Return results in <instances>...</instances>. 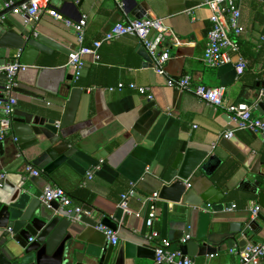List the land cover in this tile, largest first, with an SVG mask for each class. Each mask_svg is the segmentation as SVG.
Here are the masks:
<instances>
[{
    "label": "crops",
    "instance_id": "0c3cea01",
    "mask_svg": "<svg viewBox=\"0 0 264 264\" xmlns=\"http://www.w3.org/2000/svg\"><path fill=\"white\" fill-rule=\"evenodd\" d=\"M6 1L0 0V10L5 9ZM202 1L137 0L134 4L132 0H124V5L120 8L116 0H86V5L81 6H78L77 0H50V7L63 20L44 16L33 24L12 13L10 19L69 51L77 47L76 32L64 22L75 23L83 15L87 17L85 46H91L94 41L100 40L116 23L136 19L138 15L163 20L171 32L170 39H166L163 44L169 54L164 76L156 74L151 64H144L145 60L138 52L140 44L132 36H122L110 43H103L98 50V60L91 56L83 58L84 65L79 75L81 86L77 88L84 93L79 99L73 124L62 131L64 136H70L71 144L83 153L90 156L104 153L100 159L102 163L100 160L98 163L100 168L93 171V178L82 186V181L93 166L82 163L87 168L84 173L62 165L49 177L41 175L31 189L34 191L40 188L42 191L45 185H56L67 194L81 189L92 196V202L82 203L71 199V205L63 209L91 206L98 212H92L90 216L100 222L104 216L114 220L116 210L121 208L120 196L134 184L136 196L129 198V212L123 211L124 218L116 231L118 244L115 248H118L133 236L141 234L149 237L150 232L159 233L164 201L156 200L153 203L146 198L158 193L160 179L167 171L171 158L186 143L188 148L208 153L204 169L197 170L188 181L190 187L201 190L213 185L222 194L219 202L221 208L231 204L236 206L235 210L229 212L211 211L206 208L205 203L199 208L200 211L211 214L207 234L217 243V252L208 257H195L193 262L234 264L238 262L235 252L241 236L236 235L233 250L227 248L225 237L231 234V229L241 227L242 232L248 230L247 244L264 242V218L254 221L250 219V209L259 206L258 192H264V142L260 133H255L252 137L248 131L235 129L224 117L223 108L231 103L252 104L256 100L260 88L258 80L264 71V44L260 41L264 33V0H241L238 4L239 23L243 26L244 33L234 39L238 43V55L246 61L245 69L240 75L235 69L237 55L232 56L231 63L218 68H209L204 64L203 54L211 27V13L207 7L200 6ZM187 10H191L190 15ZM174 38L179 41L178 45L174 44ZM16 51L0 48V65L3 60L9 62ZM67 57L54 50L51 56L43 55L38 65L59 67L66 64ZM67 70L72 74L69 68ZM186 75L190 76L193 85L223 88L222 107L212 108L191 93L178 92L167 85V79H179ZM118 83L125 86L121 91L107 90L116 87ZM128 83L148 86L153 98L148 100L129 90L126 87ZM2 88L3 84L0 82V95ZM20 88L31 90L23 84ZM35 92L42 99L16 93L15 109L24 110L28 103L36 102L43 111L50 113L49 117L55 119L56 124L60 122L67 100L56 102L51 94ZM253 115L258 117L261 113L256 110ZM249 154H257L260 158L258 174H252L251 168L244 167ZM35 156L33 149L21 152L12 133L0 143V174L4 175L0 179V195L16 193L22 185L25 188L31 186L29 178L32 176L24 171V166L32 164ZM232 165L236 169L225 183L214 179V175L222 167ZM167 204L169 208L175 207L171 202ZM152 206L155 207V215L149 227L147 220ZM190 224L187 221V230L190 229ZM197 227L196 223V230ZM71 232V248L79 254L81 263L98 264L95 254H99L108 245L104 233L84 224L75 226ZM153 241L159 243L161 240L158 236ZM2 242L3 240L0 241V253L5 254ZM249 264L262 263L259 259H254Z\"/></svg>",
    "mask_w": 264,
    "mask_h": 264
},
{
    "label": "water",
    "instance_id": "95a60500",
    "mask_svg": "<svg viewBox=\"0 0 264 264\" xmlns=\"http://www.w3.org/2000/svg\"><path fill=\"white\" fill-rule=\"evenodd\" d=\"M29 1L31 0H18L13 6L0 10V48L21 51L20 63L25 68L18 72L16 79L31 89L29 91L19 87L15 91L35 99H42L35 92L42 91L53 95L56 102L62 99L67 101L59 125L55 119L49 117L50 113L43 111L36 102L28 103L24 110L15 109L12 115V135L16 138L15 143L21 152L35 150L36 156L32 164L41 171L42 176L49 177L62 165L85 173L87 168L81 164L95 167L104 153L93 156L83 153L71 144L70 136H64L62 131L73 124L79 99L84 91L73 87V77L64 65H38L43 55L51 56L55 50L68 56L69 50L42 34L35 33L33 29L11 21L14 20L10 19L12 10ZM77 1L78 6L86 5V0ZM132 1L137 3V0ZM143 15L136 18H142ZM138 52L145 60V65L151 64L152 60L142 45H139ZM1 64H6V61L3 60ZM5 81L6 77L0 74V82L4 84ZM257 110L264 112L261 103ZM224 117L231 124L225 113ZM249 133L254 137L255 133ZM207 156L206 151L188 148L186 143L182 144L171 158L158 189V198L164 201L158 236L160 240L171 242L172 250L178 249L182 255L190 257L193 261L195 257H208L217 252V243L207 234L211 214L200 211L199 208L205 203L211 206V211H222L219 205L222 194L213 185L198 190L190 187L188 183L197 170L204 169ZM259 166L260 158L257 154H249L244 161V167L251 168L252 174L259 173ZM41 175L29 178L31 186L25 188L22 185L16 193L0 195V241L3 240L1 246L6 252L0 253V264H82L79 254L71 248V230L75 226L102 225L113 231L119 230V223L124 218L122 208L116 210L114 220L104 216L98 222L90 216L92 212L98 211L88 205L82 206L81 211L77 213L75 208L65 210L57 202L49 206L43 204L40 201L41 189H31L32 184L36 179H40ZM168 202L173 203L175 207L169 208ZM257 203L261 209L257 218L263 219V191L258 192ZM187 221L191 222L188 230ZM242 231L241 227L230 230L231 234L225 237L227 248L233 250L237 241L236 235H240L241 240L237 242L236 252L239 253L243 249L247 244L249 231ZM186 232L189 234V240L178 245V241ZM156 245L157 243L150 241L146 235L140 234L125 240L118 248L108 242L106 248L95 254V258L98 264H147L144 260L156 264Z\"/></svg>",
    "mask_w": 264,
    "mask_h": 264
},
{
    "label": "built area",
    "instance_id": "2783aa9c",
    "mask_svg": "<svg viewBox=\"0 0 264 264\" xmlns=\"http://www.w3.org/2000/svg\"><path fill=\"white\" fill-rule=\"evenodd\" d=\"M241 0H203L200 6H205L210 11L209 21L211 27L207 34V45L203 54V62L209 68H218L233 61L232 56L237 55L236 72L242 74L246 61L238 55V43L235 41V37L241 36L244 33L243 26L239 23L240 10L238 4ZM50 0H31L28 3L22 4L12 10V14L16 16H22L25 22L38 23L44 16H49L53 20H63L62 16L49 5ZM118 6L121 8L120 0H116ZM15 1L7 0L4 3V8L13 6ZM187 14H191V10H187ZM85 15L75 22L71 23L65 21V25L73 28L76 32V44L77 47L70 51L67 62L64 65L72 71L73 82H76L80 75L85 56H91L94 60L99 59L98 50L103 43H110L122 36H132L137 42L143 46L147 54L151 58V68L154 72L160 76L165 75V65L168 61L169 54L168 49L163 48V44L166 39H170L171 32L164 24L162 19L143 16L142 18H136L133 20H127L126 22L116 23L110 31L106 32L100 40L94 41L91 46L84 45L85 27H86ZM175 45L179 44V41L174 38ZM261 43L264 44V33L260 37ZM21 51L17 50L12 59L4 65H0V74L6 77V81L3 84L1 98H0V143L12 133V115L17 105L16 100V88L21 87V84L17 81L16 77L20 70L25 68L20 63ZM167 85L174 88L178 92H188L195 96L199 101L211 106L212 108H221V99L223 96V88L221 87H207L204 85H193L190 76H182L179 79H167ZM124 84L118 83L116 87L107 88L108 91H121L124 88ZM126 87L135 91L139 95L145 96L148 100L153 98L151 89L148 86H139L134 83H128ZM263 105L264 109V74L262 75L260 88L255 102L252 104H246L242 102L231 103L224 107V113L227 115L229 122L237 130H245L253 133H260L263 135L264 142V112L261 116H254L253 113L257 110L259 104ZM59 125V122L57 123ZM227 134V133H226ZM225 137L228 136V134ZM13 137V135H12ZM14 141L16 138L13 137ZM100 163L101 160H100ZM100 168L99 164L93 167V170L88 171L85 179L81 185L84 186L87 181L93 178V171ZM24 171L32 177H38L41 175V171L36 169L32 164L27 163L24 166ZM4 177L0 174V179ZM131 189L122 194L120 207L123 211L129 212L128 200L131 197L136 196L134 190V184H131ZM147 201L155 202L159 200L158 193L152 194L146 198ZM40 201L49 206L51 203L57 202L61 208L69 207L71 205V199L68 194L60 187L56 185L45 186L40 195ZM211 206L207 204L206 208ZM154 206L151 207V212L147 220V226H151L154 218ZM236 209L234 204L229 206H223L222 211L229 212ZM79 213L81 209L75 208ZM260 212V207L255 206L250 209V219L254 221L257 219ZM96 228L102 231L107 241L112 245L118 244V236L116 231L108 229L102 225L96 226ZM158 237V233L150 232L148 239L153 241ZM189 240V234H184L178 241V245L184 244ZM172 243L167 240H161L155 247V263L156 264H194L193 260L182 255L178 249H171ZM238 262L234 264H249L254 259H259L264 264V242L259 244H246L243 249L237 253Z\"/></svg>",
    "mask_w": 264,
    "mask_h": 264
},
{
    "label": "trees",
    "instance_id": "16d2710c",
    "mask_svg": "<svg viewBox=\"0 0 264 264\" xmlns=\"http://www.w3.org/2000/svg\"><path fill=\"white\" fill-rule=\"evenodd\" d=\"M264 74V71L260 74L258 83L261 82V78L262 75ZM74 86L79 87L81 86V83L78 80L74 83ZM234 169H236V167H234L233 165L231 167H222L215 175H214V179H216V181L221 182V183H225L230 176L234 173ZM68 196L70 197V199L76 200L78 202H82L84 203L85 201L91 203L92 202V196L88 195L85 191L79 189V190H75L72 193H69Z\"/></svg>",
    "mask_w": 264,
    "mask_h": 264
}]
</instances>
